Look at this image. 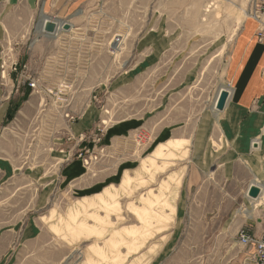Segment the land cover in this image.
<instances>
[{
	"label": "rangeland",
	"instance_id": "obj_1",
	"mask_svg": "<svg viewBox=\"0 0 264 264\" xmlns=\"http://www.w3.org/2000/svg\"><path fill=\"white\" fill-rule=\"evenodd\" d=\"M56 3L76 33L50 50L48 65L30 62L36 87L21 110L33 114H20L6 141L0 133V264H233L226 256L239 247L190 230L176 207L195 128L217 127L209 105L229 87L228 45L248 17L246 0ZM46 9L32 15L27 46ZM90 109L96 122L74 134L70 125ZM120 121L134 127L105 141ZM69 148L82 180L100 186L83 194L59 182L39 197V182L60 169L53 156Z\"/></svg>",
	"mask_w": 264,
	"mask_h": 264
},
{
	"label": "crops",
	"instance_id": "obj_2",
	"mask_svg": "<svg viewBox=\"0 0 264 264\" xmlns=\"http://www.w3.org/2000/svg\"><path fill=\"white\" fill-rule=\"evenodd\" d=\"M56 1L58 0H0V49L14 48L13 54L19 64L15 72L7 69L4 78L0 74V133L4 141L16 130V123L21 124L24 118L27 119L33 114V111L28 113L21 110L33 98L34 93L28 85L30 62L38 63V67L48 65L51 56L47 54H50V50L58 46L61 39L72 37L76 33L71 30L70 21L62 20L58 15L60 12L52 9L63 7L62 4L57 6ZM39 7H45L51 13H41L40 18L36 19L35 29L38 34L35 37L38 39L36 43L27 46L26 42L32 39L34 29L30 32L26 29ZM46 19L57 24L65 22L71 28L60 27L53 33H46L42 29ZM255 30L256 22L246 17L239 30L233 34L228 45L226 64L230 89L228 100L224 109L216 115V128H195L193 150L184 164L177 193L176 212L181 214V221L184 216V220L193 225L188 226L190 230L219 232L222 235L218 237V246L220 242L227 243L226 238L229 237L230 246L239 247L238 255L226 256L227 263L231 261L233 264H250L248 253L236 240L238 230L247 226L257 236L263 232L259 220V204L263 191L255 201L247 197L251 183L264 187V47L256 41ZM43 58L47 61L43 62ZM22 69L27 74L24 79L20 74ZM70 70L85 75L89 69L74 65ZM83 79L81 77L80 81ZM8 111L12 112L9 119L6 118ZM97 118L95 111L90 109L70 125L71 130L74 134L85 132L94 125ZM133 127L132 122L120 121L110 128L108 137L106 133L104 140L109 142V138L121 137ZM178 135V138L187 140L181 129ZM177 150L180 149L172 150L171 155ZM61 151V158V154L53 156L57 164L61 159L60 169L56 168L55 174H50L46 180L39 182L40 186L44 183L39 197L48 196L50 191L57 188L59 182L62 185L66 183L69 188L80 187L83 194L97 190L99 184H95V181L88 183L91 177L82 180L79 162L69 156L72 153L71 148L66 149V152L63 149ZM112 161L109 157L105 159L106 164ZM0 164L6 167L5 162ZM239 202L245 206L242 210L237 207ZM181 227L182 224L177 230H181Z\"/></svg>",
	"mask_w": 264,
	"mask_h": 264
},
{
	"label": "built area",
	"instance_id": "obj_3",
	"mask_svg": "<svg viewBox=\"0 0 264 264\" xmlns=\"http://www.w3.org/2000/svg\"><path fill=\"white\" fill-rule=\"evenodd\" d=\"M246 12L248 17L256 22L255 39L264 47V0H246ZM18 60L13 51L8 48L0 49V74L4 78L7 69L18 70ZM30 88H35L34 80L28 82ZM85 162L87 160L85 159ZM264 192V187H262ZM261 212L259 220L263 226V232L257 236L250 232L247 226L240 228L236 235V240L240 246L246 250L250 259V264H264V201L260 202Z\"/></svg>",
	"mask_w": 264,
	"mask_h": 264
},
{
	"label": "water",
	"instance_id": "obj_4",
	"mask_svg": "<svg viewBox=\"0 0 264 264\" xmlns=\"http://www.w3.org/2000/svg\"><path fill=\"white\" fill-rule=\"evenodd\" d=\"M62 27L63 29H68L70 26L67 23H61V24H57L55 21L46 19V21H43V31L46 33H53L56 31V29ZM229 97V92L223 88L219 91L216 102H215V109L216 111H221L224 109L225 104L228 100ZM262 192V187L260 185L251 183L248 187V191H247V197L249 199H251L252 201L256 200L259 195Z\"/></svg>",
	"mask_w": 264,
	"mask_h": 264
},
{
	"label": "bare ground",
	"instance_id": "obj_5",
	"mask_svg": "<svg viewBox=\"0 0 264 264\" xmlns=\"http://www.w3.org/2000/svg\"><path fill=\"white\" fill-rule=\"evenodd\" d=\"M247 16H248V14H247ZM223 88H225L229 93H230V89L228 88V87H220L219 89H217L218 91H217V93H216V95H215V97H214V100L212 101V103L209 105V108H210V110L213 112V114H214V116L216 117V115H217V113L219 112V111H216V109H215V102H216V99H217V96H218V93H219V91L221 90V89H223ZM217 112V113H216ZM221 113V112H220ZM213 116V115H212ZM220 116H221V114H220ZM219 117V116H218ZM260 202H262V201H264V192L261 194V197H260Z\"/></svg>",
	"mask_w": 264,
	"mask_h": 264
},
{
	"label": "trees",
	"instance_id": "obj_6",
	"mask_svg": "<svg viewBox=\"0 0 264 264\" xmlns=\"http://www.w3.org/2000/svg\"><path fill=\"white\" fill-rule=\"evenodd\" d=\"M14 109V108H13ZM10 117H12V112L8 111L7 112V115H6V118L9 119Z\"/></svg>",
	"mask_w": 264,
	"mask_h": 264
}]
</instances>
